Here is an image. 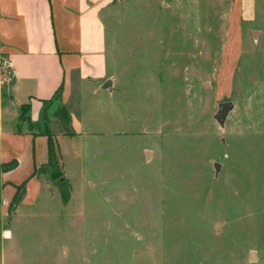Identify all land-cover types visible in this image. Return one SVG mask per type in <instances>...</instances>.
Segmentation results:
<instances>
[{
	"label": "rangeland",
	"instance_id": "rangeland-1",
	"mask_svg": "<svg viewBox=\"0 0 264 264\" xmlns=\"http://www.w3.org/2000/svg\"><path fill=\"white\" fill-rule=\"evenodd\" d=\"M230 4L116 2L113 92L77 96L71 125L59 104L34 124L52 151L0 211V264H264V0L225 60Z\"/></svg>",
	"mask_w": 264,
	"mask_h": 264
},
{
	"label": "crops",
	"instance_id": "crops-1",
	"mask_svg": "<svg viewBox=\"0 0 264 264\" xmlns=\"http://www.w3.org/2000/svg\"><path fill=\"white\" fill-rule=\"evenodd\" d=\"M117 1L0 0V57L11 72L7 77L0 70V101L2 105L5 98L7 104V120L0 122V182L4 193L0 211L4 215L15 193L10 177L18 185L23 168L32 166L33 173L35 164L49 160L47 133L33 135L24 126L21 133L17 131L20 106L30 105L31 120L42 129L50 107L59 104L68 108L71 125L74 115L69 106L77 96L88 89L94 94L113 92L116 78L108 65L105 16L112 13ZM257 11L258 0H231L227 33L233 41L224 48L225 60L233 48L241 49L242 24L255 21ZM108 81L111 84L106 88ZM0 112L3 118L2 108ZM12 162L16 166L9 168ZM36 180L33 173L27 187Z\"/></svg>",
	"mask_w": 264,
	"mask_h": 264
},
{
	"label": "trees",
	"instance_id": "trees-1",
	"mask_svg": "<svg viewBox=\"0 0 264 264\" xmlns=\"http://www.w3.org/2000/svg\"><path fill=\"white\" fill-rule=\"evenodd\" d=\"M58 96V93H56V95L54 97H57ZM66 111V109H65ZM66 122L69 123L70 122V116H69V113H67L66 111ZM27 125L29 126V131L33 133V135H39V134H44L46 133V130H39L38 132H36L35 130H33V127H34V124L31 120V117H30V105L29 104H23L20 106L19 108V117H18V127H17V131L19 133L22 132V127L24 125ZM48 136V139H49V142H50V147H49V156L51 155V151H52V140H51V135L50 134H46ZM10 166V167H9ZM16 166V162H12V164H9L8 167L9 168H14ZM7 168V167H5ZM26 184H27V180L25 182H22L21 184L19 185H16V193L13 197V200H12V203L13 204H18L19 201L21 200L22 198V190H26Z\"/></svg>",
	"mask_w": 264,
	"mask_h": 264
},
{
	"label": "water",
	"instance_id": "water-1",
	"mask_svg": "<svg viewBox=\"0 0 264 264\" xmlns=\"http://www.w3.org/2000/svg\"><path fill=\"white\" fill-rule=\"evenodd\" d=\"M110 84H111V82L108 81L104 87L107 88L108 86H110ZM231 106H232V103L229 102V101L221 103V109H220V110L218 111V113L216 114V119H217L220 123H223L224 118L226 117V114H227V112L229 111V109L231 108ZM215 167H216V169L218 170V167H219L218 163L215 164ZM61 180L64 181L65 179H61ZM254 259H256V257H255V253L253 252V253H252V260H254Z\"/></svg>",
	"mask_w": 264,
	"mask_h": 264
},
{
	"label": "bare ground",
	"instance_id": "bare-ground-1",
	"mask_svg": "<svg viewBox=\"0 0 264 264\" xmlns=\"http://www.w3.org/2000/svg\"><path fill=\"white\" fill-rule=\"evenodd\" d=\"M9 235H10V232H9V231H7V232H6V236H7V237H9Z\"/></svg>",
	"mask_w": 264,
	"mask_h": 264
},
{
	"label": "built area",
	"instance_id": "built-area-1",
	"mask_svg": "<svg viewBox=\"0 0 264 264\" xmlns=\"http://www.w3.org/2000/svg\"><path fill=\"white\" fill-rule=\"evenodd\" d=\"M6 66H8V64L6 63V61H5V63H4Z\"/></svg>",
	"mask_w": 264,
	"mask_h": 264
}]
</instances>
